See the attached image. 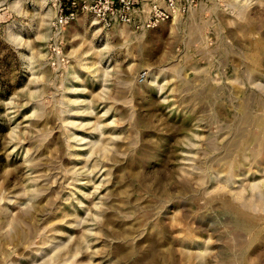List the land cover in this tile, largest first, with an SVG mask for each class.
I'll list each match as a JSON object with an SVG mask.
<instances>
[{"label": "rangeland", "instance_id": "obj_1", "mask_svg": "<svg viewBox=\"0 0 264 264\" xmlns=\"http://www.w3.org/2000/svg\"><path fill=\"white\" fill-rule=\"evenodd\" d=\"M69 1L0 0V264H264V0L80 10L53 67Z\"/></svg>", "mask_w": 264, "mask_h": 264}, {"label": "built area", "instance_id": "obj_2", "mask_svg": "<svg viewBox=\"0 0 264 264\" xmlns=\"http://www.w3.org/2000/svg\"><path fill=\"white\" fill-rule=\"evenodd\" d=\"M202 0H77L68 5H59L55 21V41L50 48V62L53 67L66 63L62 53V35L77 19L80 10L93 14L101 22H118L136 29H154L164 22L188 16ZM145 75L140 77L143 82Z\"/></svg>", "mask_w": 264, "mask_h": 264}, {"label": "crops", "instance_id": "obj_3", "mask_svg": "<svg viewBox=\"0 0 264 264\" xmlns=\"http://www.w3.org/2000/svg\"><path fill=\"white\" fill-rule=\"evenodd\" d=\"M145 1H148V0H145Z\"/></svg>", "mask_w": 264, "mask_h": 264}]
</instances>
